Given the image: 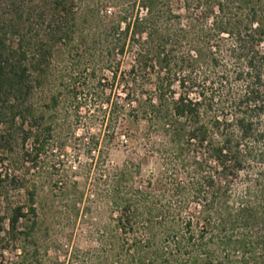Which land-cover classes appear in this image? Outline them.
Segmentation results:
<instances>
[{
    "label": "trees",
    "instance_id": "1",
    "mask_svg": "<svg viewBox=\"0 0 264 264\" xmlns=\"http://www.w3.org/2000/svg\"><path fill=\"white\" fill-rule=\"evenodd\" d=\"M80 3L0 0V149H53L84 62L101 56L117 80L131 59L126 103L105 111L147 152L101 171L117 217L97 264H264V0H116L106 15Z\"/></svg>",
    "mask_w": 264,
    "mask_h": 264
},
{
    "label": "rangeland",
    "instance_id": "2",
    "mask_svg": "<svg viewBox=\"0 0 264 264\" xmlns=\"http://www.w3.org/2000/svg\"><path fill=\"white\" fill-rule=\"evenodd\" d=\"M115 1L79 3L82 10L98 6L106 15L107 9L116 12ZM101 62V56L89 57L84 62L86 70L75 81L78 98H63L54 115L60 127L53 149H28L29 144L26 149L21 145L0 149V172L5 179L0 200V218H4L0 264H97L107 250L106 234L113 231L117 213L112 212L103 183L98 181L101 171L122 168L129 159L139 160L147 148L135 125L125 128L122 119L111 123L105 111L107 101L114 106L126 103L122 72L128 71L131 59L124 60L117 80L112 72L102 70ZM72 87L64 90L65 95L74 91ZM94 141L100 142L99 147L88 149ZM157 168V160L148 156L143 176L147 178ZM32 193L36 215L28 214L12 233V210L22 206L28 213Z\"/></svg>",
    "mask_w": 264,
    "mask_h": 264
}]
</instances>
